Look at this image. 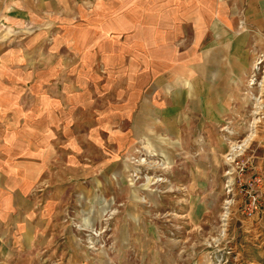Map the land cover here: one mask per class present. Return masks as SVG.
Wrapping results in <instances>:
<instances>
[{
  "label": "rangeland",
  "instance_id": "rangeland-1",
  "mask_svg": "<svg viewBox=\"0 0 264 264\" xmlns=\"http://www.w3.org/2000/svg\"><path fill=\"white\" fill-rule=\"evenodd\" d=\"M98 22L74 19L66 25L42 20L35 27L26 26L24 32L23 54L29 63L27 67H15L21 78L15 86V91L20 93L17 107L33 113L40 93L57 101L56 126L51 132L57 161L51 165L52 179L47 181L48 185L43 180L41 187L44 189L52 183L59 194L53 223L43 225L50 233L48 241L52 242L56 256L37 259L38 246L33 241L20 253V262L264 264V177L259 192L261 211L254 216L262 221L257 223L262 244H248L244 233L239 203L249 184L242 181L243 177L232 181L239 202L235 204L238 209L228 223L225 236L218 243L207 244L218 231L217 215L225 198L223 154L229 141L231 148L250 136L248 143L237 149L238 153L247 146L236 161L247 160L255 172L264 175V164L259 163L262 159L258 157L264 154V52L254 58V61L261 59L256 70L250 71V74L254 72V84L247 80L250 90L245 88V94L250 99L246 115L224 118L217 127L225 143L221 155V195L215 221L206 212L202 230L197 233L196 240L200 243L194 247L200 248L201 255L189 261L184 255L163 260V247L175 246L179 237L187 236L182 223L176 221L178 216L165 209L178 201L176 191L181 179L177 177L183 173L185 151L177 135L178 125L163 131V120L185 117L157 115V110L156 115L151 110L148 114L145 101L139 97L132 99L129 90L126 91L131 64L115 58L114 33L110 28L107 36L100 35ZM68 29L75 35H66ZM121 54L125 56V52ZM38 74L44 75L43 83L36 82ZM255 111L258 113L254 114ZM242 137L239 143L234 142ZM249 170L245 168L244 177L249 175ZM169 219L172 223H163ZM181 249L186 251L183 246ZM3 250L5 246L3 249L0 246L1 254ZM18 260V255L0 258V264H19Z\"/></svg>",
  "mask_w": 264,
  "mask_h": 264
},
{
  "label": "crops",
  "instance_id": "crops-1",
  "mask_svg": "<svg viewBox=\"0 0 264 264\" xmlns=\"http://www.w3.org/2000/svg\"><path fill=\"white\" fill-rule=\"evenodd\" d=\"M74 19L99 20L104 37L111 28L115 58L131 64L126 91L146 102L148 114L185 117L163 120V131L178 125L185 151L178 201L165 209L178 216L187 236L164 246L162 259H197V233L206 212L215 221L221 195L225 143L217 127L249 109L247 78L264 52V0H0V258L18 255L19 264H26L19 255L33 241L37 259L56 256L43 225L54 221L59 191L52 183L41 187L52 179L57 161L51 133L57 101L40 93L33 113L18 108L15 86L21 78L15 67L29 63L23 54L26 26L42 20L69 25ZM43 79L38 74L36 82ZM258 157L264 164V154ZM257 223L262 221L255 217L244 223L254 246L262 244Z\"/></svg>",
  "mask_w": 264,
  "mask_h": 264
},
{
  "label": "built area",
  "instance_id": "built-area-1",
  "mask_svg": "<svg viewBox=\"0 0 264 264\" xmlns=\"http://www.w3.org/2000/svg\"><path fill=\"white\" fill-rule=\"evenodd\" d=\"M256 62V63H255ZM261 59L258 58L254 61L253 67L255 70L257 68V64H260ZM254 80V72L250 74L248 82L253 83ZM260 80H258L256 83L258 84ZM228 132V131H227ZM244 137V136H243ZM236 140L234 142L239 143L242 139ZM232 141H229V147L228 150L223 154L224 161L226 164V167L222 173L223 183L222 187L224 189L225 198L222 200L221 204V210L219 214L217 215L218 220V231L216 233V237L210 238L209 242L207 244H215L218 243L219 240H222L223 237L226 234L228 223L233 217V214L238 207H236V203L239 201L236 200L235 197V190L233 189V179L236 177L238 181L241 180L243 177V182H248V190L245 192V195L243 199L241 200L242 203H239V211L242 215V222L245 223L246 221H250L257 211H261L259 209L260 203L259 198L261 196V193H259L262 188V178L264 175L262 172H255L254 169H252V166L249 165V162L247 160L241 161L239 163L236 161V159L242 155L244 152V149L247 147H243L242 150H240L238 153L232 154L231 152V145ZM248 145V144H247ZM248 167L249 175L243 176L245 168ZM230 249V248H229Z\"/></svg>",
  "mask_w": 264,
  "mask_h": 264
},
{
  "label": "bare ground",
  "instance_id": "bare-ground-1",
  "mask_svg": "<svg viewBox=\"0 0 264 264\" xmlns=\"http://www.w3.org/2000/svg\"><path fill=\"white\" fill-rule=\"evenodd\" d=\"M259 100V99H258ZM259 103V102H258ZM258 107V106H257ZM258 112L257 111H255L254 112V114H257ZM251 138H250V136H249V138H247L246 140H244L243 141V143L242 144H232V146H231V153L232 154H235V153H237V149L240 147H242L243 145H245L246 143H248L247 142V140H250ZM240 151V150H239Z\"/></svg>",
  "mask_w": 264,
  "mask_h": 264
}]
</instances>
